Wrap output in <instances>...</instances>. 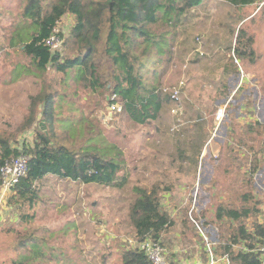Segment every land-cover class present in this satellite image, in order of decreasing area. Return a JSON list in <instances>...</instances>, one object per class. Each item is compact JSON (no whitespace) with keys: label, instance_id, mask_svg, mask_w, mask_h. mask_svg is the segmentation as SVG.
Segmentation results:
<instances>
[{"label":"rangeland","instance_id":"obj_1","mask_svg":"<svg viewBox=\"0 0 264 264\" xmlns=\"http://www.w3.org/2000/svg\"><path fill=\"white\" fill-rule=\"evenodd\" d=\"M23 3L0 0V139L26 155L44 133L39 96L51 95L52 120L45 125L56 140L69 144L63 124L81 117L120 149L128 184L119 190L46 177L38 182L34 208L20 209L34 218L29 227L17 230L13 229L20 211L9 196L3 215L8 220L0 230V264L17 259L23 250L17 252L15 247L31 233L45 255L34 264H120V254L129 247L123 240L134 236L128 209L135 185L158 187L162 205H169L164 201L171 198L173 207L180 192L177 186L185 183L186 211L193 204L191 185L199 184L196 191L213 204V217H204V224L212 226V237H220L223 244L238 223L216 221L218 207L248 209L243 223L264 225V0L243 9L205 0L182 18L172 61L161 80L167 90L183 82L180 99L170 101L163 94L158 119L144 126L108 110L112 105L108 85L91 93L75 80L74 71L66 76L49 66L42 74L31 68L19 48H8L7 36L20 25ZM73 27L71 15L56 27L59 48L53 53L58 52L60 60L76 55L70 39ZM240 29L253 38V56L234 54ZM186 214L183 230H177L175 223L162 233L164 248L174 246L175 233L196 236L192 220L203 229L190 210Z\"/></svg>","mask_w":264,"mask_h":264},{"label":"trees","instance_id":"obj_2","mask_svg":"<svg viewBox=\"0 0 264 264\" xmlns=\"http://www.w3.org/2000/svg\"><path fill=\"white\" fill-rule=\"evenodd\" d=\"M204 1L23 0L20 25L7 37V45L21 49L31 68L42 74L49 66L66 76L74 71L75 80L83 90L95 93L110 85L109 103L121 107V113L130 123L144 126L158 119L163 109V94L172 101L169 92L163 91L161 80L172 61L182 18ZM218 1L243 9L261 0ZM66 15L74 19L70 39L77 52L70 59L60 60L59 53H53L44 41ZM236 43L235 55L239 58L253 56V38L243 29L238 31ZM23 70L29 69L23 66ZM233 71L237 72L235 68ZM39 101L43 106L44 133H40L32 149L24 153L29 157L28 170L9 200L18 204V212L24 205L28 211L34 208L39 201L38 182L46 176L119 190L127 186L128 179L123 175L125 161L119 148L108 143L81 117L63 124L70 143L58 142L54 131L45 125L52 120V96H39ZM18 155L7 141L0 139V165ZM131 192L134 199L128 209V219L134 236L139 240L151 236L160 241L162 233L174 223L162 209L158 187L135 185ZM249 214L248 209L218 207L215 211L216 221L228 219L238 223L221 247L229 253L233 264H262L256 252L232 250L239 244L246 250H253L264 240V225L250 226V230L243 223L242 219ZM33 218V213L20 211L13 230L21 225L29 227ZM20 249L23 251L11 264H34L45 258L32 233L14 250L19 252ZM120 255V264H151L137 249L128 247Z\"/></svg>","mask_w":264,"mask_h":264},{"label":"built area","instance_id":"obj_3","mask_svg":"<svg viewBox=\"0 0 264 264\" xmlns=\"http://www.w3.org/2000/svg\"><path fill=\"white\" fill-rule=\"evenodd\" d=\"M44 45L48 47L51 51H57L59 48V41L56 37V29L53 34L44 41ZM184 83L180 82L178 87H174L170 90L163 89L164 92H169L170 98L174 102H178L180 99V91L183 88ZM109 110L112 114H120L121 107L116 104L110 105ZM176 110H173L172 113L176 114ZM222 110L219 111L217 118L220 119V113L222 114ZM29 157L27 155L20 154L19 156L12 157L9 160L4 161L0 165V216H2L3 209L6 203V199L9 196L14 194V188L19 183L20 179H22L28 170ZM193 221V220H192ZM194 222V221H193ZM195 227L197 228L202 242L204 244V248L206 254L208 256L207 264H232L230 262L228 255H221L220 257H216L214 253V244L208 239L205 233L200 229L196 222H194ZM111 238H115L112 237ZM129 245V248L137 249L144 256L147 257L151 264H169L166 258V250L160 243V241L155 240L151 236L143 237L142 239H138L133 236L130 239L123 240ZM244 252H256L259 255V260L262 264H264V240L258 246H256L253 250H246L242 244L237 245Z\"/></svg>","mask_w":264,"mask_h":264},{"label":"crops","instance_id":"obj_4","mask_svg":"<svg viewBox=\"0 0 264 264\" xmlns=\"http://www.w3.org/2000/svg\"><path fill=\"white\" fill-rule=\"evenodd\" d=\"M20 51L22 53L21 49H20ZM120 114H122V113H120ZM198 170H200V168ZM201 171H202V169H201ZM46 177L48 178V177H53V176H46ZM68 182H70V181H68ZM71 183H73V182H71ZM74 184H76V183H74ZM81 185H83V184H81ZM185 185H186L185 183L184 184L181 183L180 186L179 185L177 186V189L180 192H179L178 198H175V201L173 202L174 203L173 207L169 206L172 202V201H170L171 198L166 199L164 201L165 203H170L169 205H164V203L162 205V202H161V206H162L163 210L170 216V218L174 222V225L176 223L175 228L177 230H179L180 227L182 229L183 222H185L187 220L185 218V216L187 215L186 212H188L190 210V213L194 214V216L197 218V221H199L200 224L202 225V228H203L202 230H204L205 235L214 244V253H215L216 257H220L221 255H228L229 259H230L229 253L224 252L220 247L223 245V243H222L223 240H221L220 237H218V236L212 237L213 234L210 233V226L211 225H208V226L204 225V223L207 222V219H205L204 217H207L209 215H210V217H213V213H211L212 209H213V204L209 198H207V199L204 198L203 195L202 196L200 195V192L196 191L197 190L196 186L199 187V184H193L192 183L190 195L192 196L191 202L193 204H188V208L186 211L182 209L183 205L186 204V203H184L186 199L183 198L185 195L184 191L186 190ZM4 214H5V210L3 209L2 216H0V226L2 225L0 230L2 228L6 227L5 221L8 220V219H6V217L3 216ZM16 221H18V219ZM16 221H14V222H16ZM257 224L263 225L261 222H258ZM250 230H252V227H250ZM177 234H179V235H177ZM195 235L196 236L188 237L187 234L184 233V235H183L182 232L181 233L180 232L175 233L174 246L173 245L169 246V247L167 246V248H165L166 258H167V261L169 264H207L208 256L206 254L204 244L202 242L201 236H200L197 228H196ZM163 236H165V235L162 234L160 237V240L162 239ZM232 250L238 252V251H241V248L236 245V246H233Z\"/></svg>","mask_w":264,"mask_h":264},{"label":"water","instance_id":"obj_5","mask_svg":"<svg viewBox=\"0 0 264 264\" xmlns=\"http://www.w3.org/2000/svg\"><path fill=\"white\" fill-rule=\"evenodd\" d=\"M109 86V88H110V85H108ZM108 110H109V108H108Z\"/></svg>","mask_w":264,"mask_h":264},{"label":"bare ground","instance_id":"obj_6","mask_svg":"<svg viewBox=\"0 0 264 264\" xmlns=\"http://www.w3.org/2000/svg\"><path fill=\"white\" fill-rule=\"evenodd\" d=\"M222 114L220 113V116H221Z\"/></svg>","mask_w":264,"mask_h":264}]
</instances>
